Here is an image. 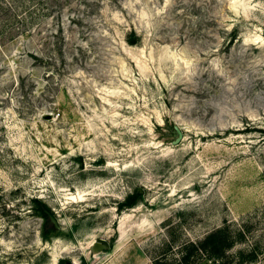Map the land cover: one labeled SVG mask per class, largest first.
I'll return each instance as SVG.
<instances>
[{
    "label": "rangeland",
    "instance_id": "374dc122",
    "mask_svg": "<svg viewBox=\"0 0 264 264\" xmlns=\"http://www.w3.org/2000/svg\"><path fill=\"white\" fill-rule=\"evenodd\" d=\"M225 220L264 264V0H0V264H172Z\"/></svg>",
    "mask_w": 264,
    "mask_h": 264
},
{
    "label": "trees",
    "instance_id": "16d2710c",
    "mask_svg": "<svg viewBox=\"0 0 264 264\" xmlns=\"http://www.w3.org/2000/svg\"><path fill=\"white\" fill-rule=\"evenodd\" d=\"M141 201L139 192L130 195L126 201L120 205V208H133ZM36 209L47 218L45 210L47 206L35 200ZM225 220L224 223L206 235L198 242H188L183 246L181 251L182 257L180 261H174L172 264H195L193 258H205L216 264H233L237 261L239 264H253L259 260V244H254L250 249H239L235 254L232 251L238 245H246L252 233V225L243 222ZM156 264H170L164 261H156Z\"/></svg>",
    "mask_w": 264,
    "mask_h": 264
},
{
    "label": "water",
    "instance_id": "95a60500",
    "mask_svg": "<svg viewBox=\"0 0 264 264\" xmlns=\"http://www.w3.org/2000/svg\"><path fill=\"white\" fill-rule=\"evenodd\" d=\"M133 43H135V41H133ZM174 129H175V132L177 134V139L173 142V144L179 145V143L184 139V133H183L182 129H180V127H178V126H175ZM45 213L48 215L50 221L54 224V226L56 228H59L58 220L50 212L45 211ZM110 249H111V246L108 243V241H105L103 239H100V240L94 242L91 246L92 254L102 253V252L108 251ZM70 264H72V263H70Z\"/></svg>",
    "mask_w": 264,
    "mask_h": 264
}]
</instances>
